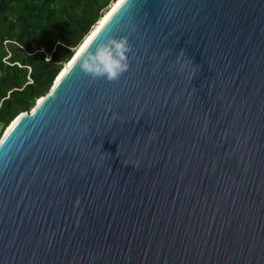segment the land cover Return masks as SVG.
Here are the masks:
<instances>
[{"label": "water", "instance_id": "obj_1", "mask_svg": "<svg viewBox=\"0 0 264 264\" xmlns=\"http://www.w3.org/2000/svg\"><path fill=\"white\" fill-rule=\"evenodd\" d=\"M98 22L127 70L84 74V39L0 137V264H264V0Z\"/></svg>", "mask_w": 264, "mask_h": 264}, {"label": "trees", "instance_id": "obj_2", "mask_svg": "<svg viewBox=\"0 0 264 264\" xmlns=\"http://www.w3.org/2000/svg\"><path fill=\"white\" fill-rule=\"evenodd\" d=\"M116 0H0V137Z\"/></svg>", "mask_w": 264, "mask_h": 264}, {"label": "clouds", "instance_id": "obj_3", "mask_svg": "<svg viewBox=\"0 0 264 264\" xmlns=\"http://www.w3.org/2000/svg\"><path fill=\"white\" fill-rule=\"evenodd\" d=\"M85 40L77 51L75 59L78 60L79 69L92 78H103L106 81H114L129 67L130 44L126 36L119 37L105 35L104 39L96 44L92 51L88 49L94 43V38Z\"/></svg>", "mask_w": 264, "mask_h": 264}, {"label": "bare ground", "instance_id": "obj_4", "mask_svg": "<svg viewBox=\"0 0 264 264\" xmlns=\"http://www.w3.org/2000/svg\"><path fill=\"white\" fill-rule=\"evenodd\" d=\"M119 0L113 1L111 6L109 7V9L104 13V15L110 10V8L112 6H115L118 3ZM100 22L96 23V25L94 26V30L92 31V33H94V31L97 29V27L99 26ZM90 33H88L87 37H85V39L89 38Z\"/></svg>", "mask_w": 264, "mask_h": 264}, {"label": "rangeland", "instance_id": "obj_5", "mask_svg": "<svg viewBox=\"0 0 264 264\" xmlns=\"http://www.w3.org/2000/svg\"><path fill=\"white\" fill-rule=\"evenodd\" d=\"M112 4V3H111ZM111 6V5H110Z\"/></svg>", "mask_w": 264, "mask_h": 264}]
</instances>
